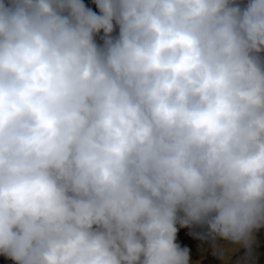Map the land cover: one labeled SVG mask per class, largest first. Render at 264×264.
Listing matches in <instances>:
<instances>
[{
  "label": "clouds",
  "instance_id": "clouds-1",
  "mask_svg": "<svg viewBox=\"0 0 264 264\" xmlns=\"http://www.w3.org/2000/svg\"><path fill=\"white\" fill-rule=\"evenodd\" d=\"M92 3L0 0V255L189 264L177 224L250 253L264 0Z\"/></svg>",
  "mask_w": 264,
  "mask_h": 264
},
{
  "label": "rangeland",
  "instance_id": "rangeland-1",
  "mask_svg": "<svg viewBox=\"0 0 264 264\" xmlns=\"http://www.w3.org/2000/svg\"><path fill=\"white\" fill-rule=\"evenodd\" d=\"M84 2L94 11L95 5L92 0ZM241 4L247 0H238ZM115 34V33H114ZM98 42H102L97 37ZM177 243L189 250V264H264V227L256 230L253 235V243L250 253L241 245L234 244L219 238L213 240L207 237L206 226L192 225L181 228L177 224ZM204 238H201V237ZM256 244L260 245L255 250ZM0 264H13V261L0 255Z\"/></svg>",
  "mask_w": 264,
  "mask_h": 264
},
{
  "label": "trees",
  "instance_id": "trees-1",
  "mask_svg": "<svg viewBox=\"0 0 264 264\" xmlns=\"http://www.w3.org/2000/svg\"><path fill=\"white\" fill-rule=\"evenodd\" d=\"M258 241L255 240V246H254V249L255 250H259L260 249V245L259 244H256Z\"/></svg>",
  "mask_w": 264,
  "mask_h": 264
}]
</instances>
